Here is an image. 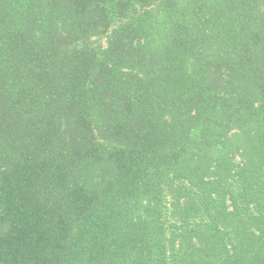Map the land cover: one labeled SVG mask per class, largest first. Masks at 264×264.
<instances>
[{
  "label": "trees",
  "instance_id": "1",
  "mask_svg": "<svg viewBox=\"0 0 264 264\" xmlns=\"http://www.w3.org/2000/svg\"><path fill=\"white\" fill-rule=\"evenodd\" d=\"M0 264H264V0H0Z\"/></svg>",
  "mask_w": 264,
  "mask_h": 264
}]
</instances>
